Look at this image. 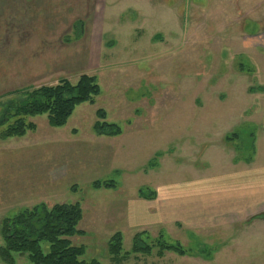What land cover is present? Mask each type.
Masks as SVG:
<instances>
[{"label": "rangeland", "instance_id": "1", "mask_svg": "<svg viewBox=\"0 0 264 264\" xmlns=\"http://www.w3.org/2000/svg\"><path fill=\"white\" fill-rule=\"evenodd\" d=\"M263 27L264 0H0V108L20 99L18 89L60 78L94 75L100 87L64 126L38 115L34 131L0 139V223L40 202L78 201L83 234L70 240L86 260L264 264V212L202 226L180 206L157 223L162 202L138 194L189 190L251 158L264 170V49L245 35ZM99 108L120 135L92 131ZM95 180L116 186L94 189ZM130 209L145 217L137 226ZM117 231L123 250L114 258L107 243ZM142 231L148 254L131 251ZM160 237L186 254L158 255Z\"/></svg>", "mask_w": 264, "mask_h": 264}, {"label": "trees", "instance_id": "2", "mask_svg": "<svg viewBox=\"0 0 264 264\" xmlns=\"http://www.w3.org/2000/svg\"><path fill=\"white\" fill-rule=\"evenodd\" d=\"M20 99L9 101L0 108V139L22 137L35 130L31 117L46 115L51 127H62L67 123L75 108L82 103H95L100 94V87L94 75L81 74L75 83L60 78L54 85H39L18 89ZM96 120L92 131L97 136L115 137L122 133L116 122L106 120V112L99 108L95 111ZM232 136H236L235 133ZM228 139L231 137L227 136ZM249 161V160H247ZM150 167L155 161L148 162ZM92 188H113L112 180H95ZM139 196L145 200L155 198V191L142 188ZM83 217L78 201L56 203L52 206L40 202L36 205L19 209L11 216H6L0 223L2 244L0 260L5 264H15V255H26L25 264H99L94 258H84V245H75L70 238L82 235L77 228ZM146 232H137L132 238L133 253L148 254L152 245L146 243ZM157 254L174 251L179 255L186 254L185 249L177 242H167L157 238ZM107 250L110 257L122 253V234L117 231L108 240ZM125 254V253H124Z\"/></svg>", "mask_w": 264, "mask_h": 264}, {"label": "crops", "instance_id": "3", "mask_svg": "<svg viewBox=\"0 0 264 264\" xmlns=\"http://www.w3.org/2000/svg\"><path fill=\"white\" fill-rule=\"evenodd\" d=\"M252 32L245 35L256 37L257 46L264 49V27ZM255 161V158H251L249 161L238 162V169H232L223 176L200 177L189 190L173 192L164 186L162 187L164 194H161V190L160 192L154 190L155 198L150 201L159 199L162 202L159 209L154 212L155 221L159 223L164 221V218H170L171 215H175L173 210L180 206L186 216L194 217L202 226L216 224L217 220L221 223L242 221L248 216L263 213L264 170ZM171 195L179 197L181 201L175 200V204ZM136 204L138 203H134V206ZM129 214H132L133 220L136 218L134 220L136 226L139 225V219H145L137 210L130 209Z\"/></svg>", "mask_w": 264, "mask_h": 264}]
</instances>
